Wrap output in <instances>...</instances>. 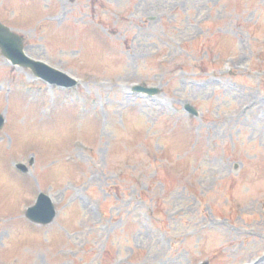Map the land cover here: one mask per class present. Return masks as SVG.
I'll use <instances>...</instances> for the list:
<instances>
[{
    "label": "rangeland",
    "instance_id": "374dc122",
    "mask_svg": "<svg viewBox=\"0 0 264 264\" xmlns=\"http://www.w3.org/2000/svg\"><path fill=\"white\" fill-rule=\"evenodd\" d=\"M0 22L78 81L0 51V264H264V0H0Z\"/></svg>",
    "mask_w": 264,
    "mask_h": 264
},
{
    "label": "water",
    "instance_id": "95a60500",
    "mask_svg": "<svg viewBox=\"0 0 264 264\" xmlns=\"http://www.w3.org/2000/svg\"><path fill=\"white\" fill-rule=\"evenodd\" d=\"M0 47L2 52L7 57L11 58L14 63H20L21 65L29 66L37 76L42 77L44 80L50 83H56L64 86H72L75 84V80L68 75L55 70L42 62L29 59L22 52L20 39L12 35L8 29L2 25H0ZM136 88L150 93L156 92V89H148L143 87ZM186 109L192 113H195V111L189 105H186ZM1 124L2 118L0 117V126ZM54 214L55 213L52 204L43 194L38 196L35 205L29 208L27 211V216L29 218L40 223H48L52 220Z\"/></svg>",
    "mask_w": 264,
    "mask_h": 264
},
{
    "label": "bare ground",
    "instance_id": "6f19581e",
    "mask_svg": "<svg viewBox=\"0 0 264 264\" xmlns=\"http://www.w3.org/2000/svg\"><path fill=\"white\" fill-rule=\"evenodd\" d=\"M0 66H5V63L3 62V60L1 59V57H0ZM124 99H125V97H124Z\"/></svg>",
    "mask_w": 264,
    "mask_h": 264
}]
</instances>
